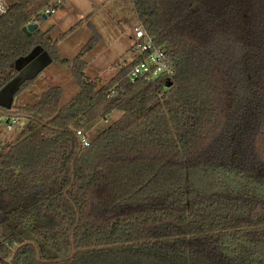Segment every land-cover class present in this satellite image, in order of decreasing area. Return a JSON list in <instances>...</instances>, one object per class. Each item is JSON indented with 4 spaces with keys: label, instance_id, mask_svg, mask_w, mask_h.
Wrapping results in <instances>:
<instances>
[{
    "label": "trees",
    "instance_id": "1",
    "mask_svg": "<svg viewBox=\"0 0 264 264\" xmlns=\"http://www.w3.org/2000/svg\"><path fill=\"white\" fill-rule=\"evenodd\" d=\"M132 3L170 75L131 81L133 46L111 79L88 78L101 36L61 57L82 22L56 39L43 30L56 0H10L0 17V90L38 47L80 87L64 105L61 86L0 103V118L19 117L0 137V264L28 241L13 264H264V0Z\"/></svg>",
    "mask_w": 264,
    "mask_h": 264
},
{
    "label": "rangeland",
    "instance_id": "2",
    "mask_svg": "<svg viewBox=\"0 0 264 264\" xmlns=\"http://www.w3.org/2000/svg\"><path fill=\"white\" fill-rule=\"evenodd\" d=\"M56 1L58 7L40 25L43 30L52 29V36L56 39L78 22H82L67 37L59 39L57 47L61 57L74 60L97 32L101 36L99 44L84 57L88 64L86 69L88 78L101 79L105 82L123 68L124 64L120 67L114 66L117 60L123 62L126 59L130 62L134 59V54L130 51L138 43L136 28L140 26L132 0ZM17 68L19 72L14 80L0 90V103L3 105L13 103L20 106L35 103L51 86L63 88L61 105H64L80 90L71 67L52 62L41 47L36 48L28 57L20 59ZM34 77H37L36 80L26 90L18 92L24 80ZM121 115V111H114L107 120L96 123L92 132L95 134L97 131L95 127L99 123L103 126ZM6 122V117L0 118V137L3 139L9 137L15 130L14 128L9 130Z\"/></svg>",
    "mask_w": 264,
    "mask_h": 264
},
{
    "label": "built area",
    "instance_id": "3",
    "mask_svg": "<svg viewBox=\"0 0 264 264\" xmlns=\"http://www.w3.org/2000/svg\"><path fill=\"white\" fill-rule=\"evenodd\" d=\"M10 8V0H0V17L3 16ZM54 12L53 9L47 8L44 14ZM136 37L138 43L135 45L138 54L143 56L142 60L138 62L131 70L129 76L131 81L142 76H149L150 78H157L162 75H170L172 73V66L166 51L155 44L154 40L147 35L141 28H136ZM7 128L9 130L15 129L19 120L18 116L12 115L6 118ZM81 136V141L84 145H88L89 141L82 132H78Z\"/></svg>",
    "mask_w": 264,
    "mask_h": 264
},
{
    "label": "water",
    "instance_id": "4",
    "mask_svg": "<svg viewBox=\"0 0 264 264\" xmlns=\"http://www.w3.org/2000/svg\"><path fill=\"white\" fill-rule=\"evenodd\" d=\"M44 16L47 17L46 14H44ZM37 27H38V23H32V24H29L28 26L24 27V31H25L26 33H28V34H31V33H32ZM79 142H80V147H82V141H81L80 139H79ZM74 161H75V159H74ZM74 161H73V166H74ZM74 179H75V176L73 175V181H74ZM71 185H72V184H71ZM71 185H70V187H71ZM67 190H68V189H67ZM76 210H77V208H76ZM29 243L35 245L34 242H32V241H28V242H25V243H23L22 245H20V246L17 248V250H18L19 248H21L23 245H26V244H29ZM17 250L14 252V254H13V256H12V262H11V264H13V262H14V259H15L16 253H17ZM75 253H76V249H75V245H74V233H73V251H72L71 255H70L69 257H67V259L72 258V257L75 255ZM37 255H38V258L41 259V258H40V251H39L38 248H37ZM62 260H64V259H59V261H62Z\"/></svg>",
    "mask_w": 264,
    "mask_h": 264
},
{
    "label": "flooded vegetation",
    "instance_id": "5",
    "mask_svg": "<svg viewBox=\"0 0 264 264\" xmlns=\"http://www.w3.org/2000/svg\"><path fill=\"white\" fill-rule=\"evenodd\" d=\"M1 257V256H0Z\"/></svg>",
    "mask_w": 264,
    "mask_h": 264
}]
</instances>
